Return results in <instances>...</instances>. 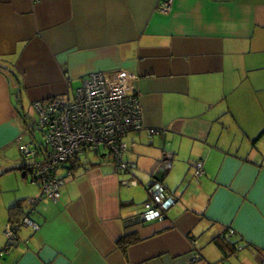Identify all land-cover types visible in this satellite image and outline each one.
Masks as SVG:
<instances>
[{
	"label": "crops",
	"instance_id": "1",
	"mask_svg": "<svg viewBox=\"0 0 264 264\" xmlns=\"http://www.w3.org/2000/svg\"><path fill=\"white\" fill-rule=\"evenodd\" d=\"M160 3L0 0V264H191L193 240L196 264H264V0H173L170 13ZM105 72L125 74L141 99L146 130L124 140L136 169L75 159L61 198L29 205L39 185L21 147H41L35 104ZM168 159L177 205L162 222L133 223ZM25 216L39 230L21 228L4 253L7 226Z\"/></svg>",
	"mask_w": 264,
	"mask_h": 264
},
{
	"label": "built area",
	"instance_id": "2",
	"mask_svg": "<svg viewBox=\"0 0 264 264\" xmlns=\"http://www.w3.org/2000/svg\"><path fill=\"white\" fill-rule=\"evenodd\" d=\"M172 4L173 0H161L159 10L170 13ZM35 107L39 114L37 130L43 134L44 144L38 152L32 151L29 146L21 147L22 156L30 161L26 172L31 182L38 184L41 190L39 199L29 201V205H35L42 199L57 202L65 183L60 172L80 156L107 151L115 161L118 173H131L136 169L135 165L123 160L127 150L124 140L129 134L142 132L146 127L141 99L125 74H92L72 97L37 102ZM148 131L152 136L163 133L153 129ZM166 166H171L170 159L162 162L153 173L147 186L148 201L144 205V212L133 219V223L162 222L177 205L176 197L165 188L162 179ZM204 174V162L197 161L194 164V178L200 180ZM124 185L134 187L138 182H124ZM21 228L38 231L40 226L29 216L17 224L10 223L6 229L4 253L19 245L18 232ZM234 235L235 231L230 229L225 237L229 239ZM192 246L194 251L190 262L196 264L202 260L197 240L192 241Z\"/></svg>",
	"mask_w": 264,
	"mask_h": 264
},
{
	"label": "rangeland",
	"instance_id": "3",
	"mask_svg": "<svg viewBox=\"0 0 264 264\" xmlns=\"http://www.w3.org/2000/svg\"><path fill=\"white\" fill-rule=\"evenodd\" d=\"M78 87V86H77ZM37 111V110H36ZM33 112L32 111V113H31V115H30V118H31V123H32V126H33V129H34V133H35V138H36V141H38V143L39 144H41V145H43L44 144V142H43V140H44V137H43V134L40 132V131H38L37 129H36V124H37V122H38V120H39V114H38V112ZM35 129L37 130V131H35ZM131 134H133V133H131ZM130 135V134H129ZM103 154H107L108 156L104 159V161L105 160H107V159H112V157H111V154L109 153V152H107V151H103ZM79 159L82 161V162H84V163H86V162H91V163H94V162H96V161H102L103 159L102 158H99L96 154H94V153H90V154H88V155H83V156H80L79 157ZM64 175V170H61V172H60V176H63ZM193 175H194V173H193ZM30 185L32 186V184L30 183ZM38 184H33V186H37ZM37 188H38V190H39V197H40V195H41V190L39 189V186H37ZM141 188V187H140ZM142 189V188H141Z\"/></svg>",
	"mask_w": 264,
	"mask_h": 264
},
{
	"label": "trees",
	"instance_id": "4",
	"mask_svg": "<svg viewBox=\"0 0 264 264\" xmlns=\"http://www.w3.org/2000/svg\"><path fill=\"white\" fill-rule=\"evenodd\" d=\"M99 158H102L103 156H104V154L103 153H99V154H96ZM106 156H104L105 158L108 156L107 154H105ZM103 157V158H104ZM24 158V157H23ZM104 158V159H105ZM25 159V158H24ZM104 159L102 160V161H104ZM26 161H29V160H27V159H25ZM30 162V161H29ZM162 162H164V161H161L160 162V164L162 163ZM165 176H166V174H165V170H164V172H162V179H163V181H164V179H165ZM24 218V217H23ZM23 218H22V220H23ZM17 223H19V222H17ZM135 241V240H134ZM222 241L224 242V243H228L227 241H228V239L224 236V237H222ZM133 241H131V242H122V243H120V245H121V247L125 250V249H127V246L129 245V244H131ZM234 247H235V244H232ZM224 246H229V244H224ZM230 246H231V244H230ZM233 246H231V247H233ZM221 249L222 250H224L223 249V247H221Z\"/></svg>",
	"mask_w": 264,
	"mask_h": 264
}]
</instances>
